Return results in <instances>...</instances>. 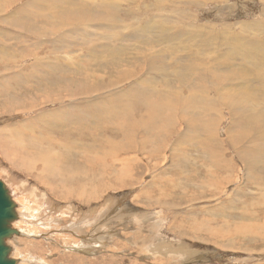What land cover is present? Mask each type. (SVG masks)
I'll return each mask as SVG.
<instances>
[{
    "label": "rangeland",
    "instance_id": "rangeland-1",
    "mask_svg": "<svg viewBox=\"0 0 264 264\" xmlns=\"http://www.w3.org/2000/svg\"><path fill=\"white\" fill-rule=\"evenodd\" d=\"M16 1L0 13V178L17 204L12 225L20 233L8 243L18 264H264V150L248 174L240 153L244 144L234 142L228 131L225 102L215 134L201 135L203 150L186 148L182 162L173 155L190 142L180 139L187 129L184 119L176 126L157 118L145 138L144 128L115 127L128 115L147 112L135 101L129 106L116 101L120 109L113 118L93 115L100 107L94 97L129 91L132 83L142 84V77L151 81L131 96L188 95L194 78L207 85L211 96L218 95L216 87L226 95H264V79L251 88L244 79L262 68L258 58L235 48L253 35L250 20L264 24V0H200L196 5L117 0L106 6L100 0H72L74 5L60 6L69 16L53 8L32 23L23 19L20 28L13 25L16 6L30 0ZM82 11L92 14L85 27L68 24ZM112 14L120 20H110ZM82 34L90 36L87 47H105L86 52ZM224 54L230 66L221 68L224 78L199 77L206 60L216 65ZM195 55L192 71L186 63ZM128 71L135 72L134 79L125 78ZM57 108L73 121L49 125L51 120L44 124L34 117ZM12 125L37 131L6 145ZM50 136L59 143L81 136L85 148L77 149L76 143L73 151H64L51 144ZM48 205L56 210L50 212ZM67 209L75 212L72 219L81 220L82 232L61 213ZM53 217H62L61 224Z\"/></svg>",
    "mask_w": 264,
    "mask_h": 264
},
{
    "label": "bare ground",
    "instance_id": "bare-ground-1",
    "mask_svg": "<svg viewBox=\"0 0 264 264\" xmlns=\"http://www.w3.org/2000/svg\"><path fill=\"white\" fill-rule=\"evenodd\" d=\"M79 1H83V0H79ZM180 1L187 2V3L190 2L191 4H195V5L200 4V0H180ZM14 2H17V1L16 0H0V13L2 11V6L12 7L14 5ZM100 2L101 4L104 3L105 6L106 4H112V2H115L117 4V0H100ZM173 4L175 5V8H176L177 4L175 2H172L171 5L174 6ZM183 4H186V3H183ZM67 5L69 6L74 5V1L72 0H32V1L30 0L29 2L26 1L21 6L20 5L16 6L18 10L16 12L17 19L13 22V25L15 27H19V26L23 27L22 25L23 19L29 18L30 23H32V20L34 18H36L37 16L44 15L45 11H49L53 8H55L61 14L69 16L68 12L65 9H62L60 7V6H67ZM0 18H3V17H0ZM5 18L3 22H8L6 21L8 19L5 20ZM91 18H92V14L89 11H82L78 14H72L70 16V22L68 24H72L73 26H76L80 23L79 27H83L84 26L83 23L89 22ZM110 20L119 21L120 19L118 15L112 14ZM105 27L106 26H103L102 29ZM248 27H250V29L252 30L253 35H251L252 33L249 34L244 39V41L238 47H235V48L237 51L250 52L252 55L258 58L257 65L262 66L260 70H255L254 72L244 77L247 87L251 88L255 84L263 81L264 79V39H263L264 24L260 20H250V22L248 23ZM76 29L79 32L80 29L78 28ZM66 35L68 37V34ZM79 37L80 39L82 37L85 38L84 35L82 37L81 36ZM86 37L87 38H85L83 42L82 40L79 42H82L87 47L89 44L88 38H90V36L86 35ZM70 38L71 37H69V40H71ZM63 39L60 38V40H63ZM72 41L73 40L70 41V44L72 43ZM63 42L66 43V45H68L67 40H64ZM103 47H105V45H98L97 48L87 47L86 52H93L94 50H98V49L101 50ZM195 58H196L195 60L191 58V61L188 60L190 62L186 63L189 70L192 69L193 71L195 69L194 61L198 59V56L195 55ZM44 64L43 65L38 64L36 68L50 69L49 68L50 66L49 67L47 66L48 63L46 65ZM53 67L55 69H58L56 68L57 65L56 67L51 65V68ZM224 67L230 68L226 54L223 55V59L220 62H218L216 65L215 63H212L206 60L203 64L202 69L199 70V77H201L203 80L208 78L212 81H218L224 78L223 71L221 70V68H224ZM134 73H135L134 71L126 72L125 78L130 79V80L133 77L135 78L136 74ZM194 79H192L189 84L190 92L188 95H179V93L167 95V94H161V93L156 92L150 96H146V95H140L139 97L131 96L129 93L130 91H139L140 89L145 88L147 86V83L151 81L149 77H142L140 79L142 80V84L132 83V88L129 91L121 90L118 92L104 93V94H101V96L99 97L97 96L94 97L96 103L99 104L100 107L99 108L96 107L97 109L93 115L102 116L104 118H113L115 116V112H117L120 109V106L116 104V101H119L121 105L125 104L126 106H129V103L131 101H135L133 105L140 104L142 106H145L147 108V112H145L143 115H128L125 118L121 119L118 123H116L115 127L118 129L125 130V131L128 130V127L130 126H134L136 130L144 128L143 136L145 138H149L151 136V127H149V125L153 121H155L157 118H161L165 122H171L176 126L181 125V123L178 120L184 119V121L187 123V129L180 135V139L183 141L190 140V142L187 145L180 147L182 149L178 150V154L173 155V157H175L174 158L175 161L182 162L185 159L186 154L188 153V149L186 148H189L190 152L193 150H203L201 135L215 134L216 128L218 127L219 123L223 119L220 113L223 108L222 105L225 102L227 104V108H229L230 110V116H231L230 128H228V131L232 132L231 137L232 139H235L234 142L244 144L243 148L240 149V153H243V155H241V158L243 159L242 161L248 166V170H249L248 174L252 175L250 171L253 169V166L257 165L258 158L262 154L259 151L264 150V129H261L260 127V122L264 120V95H262L261 93L258 94L257 91L255 92V95H248L246 91H242V94L237 95V96L226 95L228 91H224L220 93L219 87H216L214 90L216 93H218V95L211 96L208 94V91L206 88L207 85L201 84L198 79H196L197 81H194ZM197 89H201L202 91H199ZM133 105H132V108H133ZM88 106H93V105L88 104L86 107ZM77 108H78L77 112L79 114H82V110H83L82 107H77ZM132 108L128 113L132 111ZM34 117L39 122L44 123V124H46L48 121L51 120L49 125L54 124L57 121H60V122L66 121L68 123H71L73 121L72 116H69L67 113H61V109L59 108L53 109L47 112L39 111L34 115ZM132 119L134 121H131ZM161 129L163 130L165 128H161ZM8 130L12 132V136H11V139L8 141L9 143L6 142L7 143L6 145H12L15 141H19V139L28 137L29 135L33 136V132L37 131V129L33 127H20L19 128L15 125H12L10 129ZM49 140L53 146L55 144H60L59 147H61L62 150L64 151H73L75 148L72 145L76 143H77V149L85 148L84 140L81 136L77 137V141L69 140V138H66L65 139L66 142H62V143H59L58 140L53 136H50ZM25 145L26 143L24 144V146ZM177 145H179V143L176 144V146ZM137 148H138V144L132 146L133 150ZM141 148L148 149V146H143ZM150 149H155V148L150 147ZM45 152L51 153L47 149H45ZM155 152L161 153L160 150H157V149L155 150ZM78 154L79 152L76 154V158ZM10 155L12 156L15 155V151L11 150ZM84 157L85 155L82 154L81 160ZM88 157H90L89 154H88ZM55 158H59V157L55 156ZM102 158L104 160H109V159L118 160L117 157L115 158L114 157H102ZM48 160H50V157H48ZM215 160H216V163H219L217 155L215 157ZM10 177L11 176L8 177V174H7L6 178L11 182L13 180V177L12 179ZM250 178H253V177H250ZM3 179H5L4 176H3ZM12 182H15V180H13ZM77 196L79 198L80 194H78ZM117 201L119 200H116V202ZM108 203L106 204L108 208L114 205V204L111 205L110 203L109 204ZM41 206L43 207V205ZM48 206H44V207H48L47 209L49 211L52 208L56 210L53 206L51 205H48ZM103 208H105L106 211H108V208L106 207H103ZM29 209L31 210L32 208H29ZM39 209L41 210V208ZM61 213L66 214V216L68 215V222L72 223V228H75L77 231L82 232L81 227L78 226V225L82 226L81 220H79L78 222V219H72L75 213L74 211L67 209L66 212H61ZM48 216L47 218H49ZM61 218L57 217V218H54V220H58V222L61 224V220H62Z\"/></svg>",
    "mask_w": 264,
    "mask_h": 264
},
{
    "label": "water",
    "instance_id": "water-1",
    "mask_svg": "<svg viewBox=\"0 0 264 264\" xmlns=\"http://www.w3.org/2000/svg\"><path fill=\"white\" fill-rule=\"evenodd\" d=\"M17 218V204L5 181L0 178V264H18V260L11 255L12 247L8 243L11 237L20 233L12 225Z\"/></svg>",
    "mask_w": 264,
    "mask_h": 264
}]
</instances>
